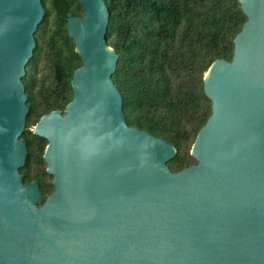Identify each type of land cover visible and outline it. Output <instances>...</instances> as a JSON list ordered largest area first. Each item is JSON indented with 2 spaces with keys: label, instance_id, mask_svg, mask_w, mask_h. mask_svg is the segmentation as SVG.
Returning <instances> with one entry per match:
<instances>
[{
  "label": "water",
  "instance_id": "water-1",
  "mask_svg": "<svg viewBox=\"0 0 264 264\" xmlns=\"http://www.w3.org/2000/svg\"><path fill=\"white\" fill-rule=\"evenodd\" d=\"M66 17L81 65L72 98L39 117L53 191L24 183L29 111L22 77L41 0H0V264H264V0H237L246 20L232 58L203 75L211 113L173 171L175 146L128 125L111 76L104 0Z\"/></svg>",
  "mask_w": 264,
  "mask_h": 264
},
{
  "label": "trees",
  "instance_id": "trees-1",
  "mask_svg": "<svg viewBox=\"0 0 264 264\" xmlns=\"http://www.w3.org/2000/svg\"><path fill=\"white\" fill-rule=\"evenodd\" d=\"M45 9L36 27V46L22 77L29 111L25 141L45 139L30 126L41 115L63 110L72 98L70 80L81 65L68 37L66 17L82 15L78 0H41ZM109 19L106 40L118 54L111 78L122 94L130 126L172 143L168 160L173 171L194 163L189 150L211 113L203 75L217 58L231 59L233 37L246 20L237 0H104ZM52 16L50 20L49 17ZM43 60L51 80L40 83L36 64ZM44 145H28L24 182L36 180L44 195L52 192L42 157Z\"/></svg>",
  "mask_w": 264,
  "mask_h": 264
},
{
  "label": "rangeland",
  "instance_id": "rangeland-1",
  "mask_svg": "<svg viewBox=\"0 0 264 264\" xmlns=\"http://www.w3.org/2000/svg\"><path fill=\"white\" fill-rule=\"evenodd\" d=\"M52 16L49 17L48 20H50ZM36 76L38 78V81L40 83L47 82L51 80V69L48 68L46 63H44L43 60L38 61L36 64ZM34 124L30 126V130L32 129ZM26 128V127H25ZM48 181L51 180V177H47Z\"/></svg>",
  "mask_w": 264,
  "mask_h": 264
},
{
  "label": "flooded vegetation",
  "instance_id": "flooded-vegetation-1",
  "mask_svg": "<svg viewBox=\"0 0 264 264\" xmlns=\"http://www.w3.org/2000/svg\"><path fill=\"white\" fill-rule=\"evenodd\" d=\"M61 111V110H60ZM63 112V110L61 111ZM32 130V129H31ZM45 139V138H44ZM26 145H27V149H28V145H44L43 146V151H44V148L45 146L47 145V140L45 139L44 142H40V141H26ZM42 157H43V152H42ZM46 164V163H45ZM46 166V165H45ZM52 178V176H51ZM32 181H36V180H32ZM30 182V181H29ZM51 182V180H50ZM24 183H27V182H24ZM53 191V190H52Z\"/></svg>",
  "mask_w": 264,
  "mask_h": 264
}]
</instances>
